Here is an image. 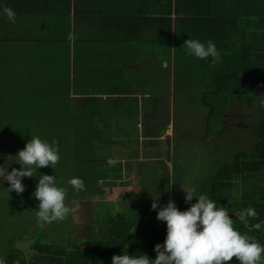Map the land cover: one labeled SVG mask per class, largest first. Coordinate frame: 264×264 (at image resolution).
Instances as JSON below:
<instances>
[{
  "label": "crops",
  "instance_id": "obj_1",
  "mask_svg": "<svg viewBox=\"0 0 264 264\" xmlns=\"http://www.w3.org/2000/svg\"><path fill=\"white\" fill-rule=\"evenodd\" d=\"M18 2L15 23L2 15V99L17 110L15 117L53 128L55 137L65 140L59 144L76 149L75 160L90 161L85 151L110 144L115 154L104 159L107 165L120 163L123 178L113 177L118 173L111 169L103 171L100 181H118L114 188L127 182V172L144 180L128 153L132 134L160 152L166 133L173 136L172 144L184 142L175 128V120L184 115L175 112V74L183 62L177 63L173 48L175 38L189 35L185 19L194 22L191 36H221L223 49H234L226 55L219 51L218 68H245L250 54L264 53V0H12ZM213 20L221 22L219 30ZM199 22L209 24L201 30ZM230 53L235 58L226 63ZM194 66V82L206 84L209 77L195 75L206 66ZM180 69L186 76L187 69ZM194 114L203 122L205 112L201 118ZM144 156L141 151L135 157ZM107 187L86 198L111 202L103 197Z\"/></svg>",
  "mask_w": 264,
  "mask_h": 264
},
{
  "label": "trees",
  "instance_id": "obj_2",
  "mask_svg": "<svg viewBox=\"0 0 264 264\" xmlns=\"http://www.w3.org/2000/svg\"><path fill=\"white\" fill-rule=\"evenodd\" d=\"M18 4L19 2L13 4L12 0H6V3L0 0V43L4 37L3 34H6V32L4 33L6 23L2 20V10L4 7L16 8ZM185 21L187 28H193L194 22L191 21L190 17L185 19ZM196 24L202 30L209 23L207 25L203 22ZM220 25L221 22L213 20V28L217 27V30H219ZM189 28L187 29L188 36L174 39V56L177 63L179 62L181 64L183 62L179 66V71L175 74V98L178 100L175 103V112L177 114L182 113L180 108L183 106L187 109L189 115L194 114V110L197 109L196 106L199 103L205 108V118L203 119L205 131L203 133V139L199 142L205 141L204 143L207 144L210 140H213V160H209L208 157L205 159V154L203 156L201 153L193 154L192 151L195 150L193 144L188 146L190 142H183L184 146H188L187 150L189 151L183 153L184 148L181 149L180 146H176L174 151L175 165L179 167V161L187 160V163L183 164L181 168H185V183L189 188L195 189V195L206 194L217 203L218 207H226L229 216L234 220V227L241 234L255 237L261 246H264V53H259L257 57L250 54L245 62L247 65L245 68L237 67L230 69L227 66L218 68V63L215 66L212 65V59L208 62V59H199L195 56H190L185 49L181 48L184 42L190 38L200 40V38L190 35L192 31ZM221 38V36H215L211 39L215 45L217 44L215 41H218L220 46L217 50L222 51L221 54H227L228 51L232 52L234 49L230 46L223 49L226 45L220 43V41H223ZM200 41L206 44L208 39L201 38ZM165 50L167 51V49ZM162 58L163 56L158 60L161 61ZM168 58L170 60V55H168ZM234 58V54L230 53L226 57V63ZM206 63L209 65L208 68ZM194 65L206 66L207 69L195 74L196 76L202 74L209 77L206 84H199L201 86H197L198 84L194 82L192 73L196 72L192 70L198 69ZM180 68L187 69L186 76L182 74L181 70L183 69ZM178 75L180 78H177ZM198 95L200 98H197ZM240 105H243L245 109L249 110L248 114L243 111V108L242 110L237 109ZM11 106L12 104L8 105L0 95V167H3L9 172L13 168H22L18 164V158L16 157L21 149L18 144L28 140L23 143L21 149L23 150L31 139H26V132H22L21 129L24 130L31 127V132L26 133V135L39 136L42 140H46L50 144L53 139H56L58 142H65V140L60 141L55 137V134L51 132L48 124L46 125L45 123L42 126L39 123L37 125L36 119L15 117L14 115L17 110ZM236 109L244 117L247 116L246 119L251 124L247 130V138L240 144H237L231 138L234 131L232 124L229 122L230 117L234 116L238 118L235 114ZM96 125L94 123L91 127H96ZM175 128H179L176 120ZM154 136L158 137L159 135ZM227 141L233 144L232 149L231 147L229 149L227 145L222 146ZM216 147L217 150H214ZM207 149H210L209 146ZM75 150L73 148H67L66 145L59 144V155H65L66 160H73L75 158L74 153H77ZM160 153L162 155V152ZM211 153L212 151L208 153V156H211ZM190 160L194 161L190 163ZM197 161H200L202 165L194 167V163H197ZM8 164H10L9 167L7 166ZM62 166V164L50 165L44 169H37L35 173L38 176L44 174L53 175L56 181L61 183L65 181L66 183L72 177L68 180H58V176L69 174L68 171L64 172L60 170ZM57 167L58 169H56ZM31 178L30 180L22 181H31L29 182L30 191H34L35 186L33 184L35 182L33 177ZM115 178L122 179V172L120 171L117 175L115 174ZM164 180L160 182L161 189L167 190V193L160 196L158 192L160 189L155 190L154 195L155 199H158V209L154 210L151 216L146 217L135 212L134 214H130L128 208L123 205L117 210L115 209L116 211L114 213H111L112 209L108 204L109 202L101 200L105 205L108 204L106 214L103 213L104 216L99 215L94 204L91 208V219L85 230L82 229L83 225L77 222L75 214H70L63 221L53 222L51 224H39L34 211L38 208L39 201L33 196L30 199L32 200L30 206L22 204L20 207H17L24 209L29 214L26 217L19 215L17 218L19 221H15L17 226L21 224L25 225L24 237L27 232L29 233L31 245L28 254H25L19 247L24 241V237L18 238L14 234L10 235V238L3 245L4 250L0 251V259H3L6 264H112V257L114 255H122L127 250L129 255L146 254L154 260L157 255L154 251L155 245L163 244L167 236L166 222H161L157 219L159 208L164 207L172 197H175V199L171 200L175 201L181 211H185L191 206L185 202L184 197L181 196L182 199L179 198L178 200L176 199L178 196L171 194L170 175L166 181ZM83 181L86 190L88 188L86 183L88 182ZM117 182L106 179L100 185L113 186ZM140 183L143 187L138 194H143L146 188L145 181L141 179ZM120 184L125 183L120 182ZM70 187L67 189L66 198V204L69 206H74L73 201L77 202L89 195L88 192L90 189L86 193L85 190L77 192ZM101 188L102 186L98 188V192L96 193H102ZM11 192L12 195L15 194L13 198L20 197L15 191ZM5 193V190H0V202L6 197ZM125 195L127 193L122 195V197ZM24 198L26 199L25 196ZM96 201L98 202V199ZM196 202L194 198L191 203L194 204ZM250 205L256 210L258 218L249 217L248 223L244 224L239 221L235 213L248 208ZM28 215L30 216L28 217ZM258 223L261 224L260 229L254 227ZM10 224L9 228H11ZM2 230V226L0 225L1 235ZM230 264H239V262L233 258Z\"/></svg>",
  "mask_w": 264,
  "mask_h": 264
},
{
  "label": "clouds",
  "instance_id": "obj_3",
  "mask_svg": "<svg viewBox=\"0 0 264 264\" xmlns=\"http://www.w3.org/2000/svg\"><path fill=\"white\" fill-rule=\"evenodd\" d=\"M2 14L11 23L16 22V13L10 7H4ZM190 56L199 59L212 58V65L221 62L220 52L215 43L208 40L202 43L198 39H188L182 45ZM21 169L13 168L10 172L0 167V178L11 185L8 190L21 194L25 191L22 183L24 177H33L35 169L55 165L60 160L59 143L53 139L51 144L39 136H31L30 141L16 156ZM68 184L77 192L85 190L84 181L73 177ZM185 202L191 206L181 211L174 200L159 208L157 219L166 222L167 236L163 244H156L157 253L153 260L146 254L129 255L127 250L122 255H114L112 264H230L235 258L239 264H264V246L248 235L241 234L234 227V220L229 216L226 207H218L217 203L206 194L196 196L195 189L185 190ZM39 201L35 211L37 222L41 225L65 220L77 211L75 206L66 204L67 189L57 186L53 175H40L33 193ZM196 203H191L193 199ZM73 205L75 201L72 202ZM158 209V200L153 199L152 210ZM239 221L248 223V218H258L256 210L248 208L235 213ZM256 229L261 224H255ZM135 230V229H134ZM31 245L29 237L19 245L28 254ZM0 264H6L0 259Z\"/></svg>",
  "mask_w": 264,
  "mask_h": 264
},
{
  "label": "rangeland",
  "instance_id": "obj_4",
  "mask_svg": "<svg viewBox=\"0 0 264 264\" xmlns=\"http://www.w3.org/2000/svg\"><path fill=\"white\" fill-rule=\"evenodd\" d=\"M197 98H200L198 95ZM197 110L196 111L199 114V118L202 117V115L205 112V108L198 104L196 106ZM183 106H181L180 111L182 112L181 114H184L177 120L178 124V137L184 138L183 141L190 142L188 146L193 144L195 147V150H193V154H199L201 153L202 156L205 154L204 158L206 159L207 157L209 160H213V140H210L207 144L204 142H199L202 140V134L203 130H205V127H203V122L195 120L192 116V114L189 116L187 109H185ZM237 111V110H236ZM246 114H248L249 110L248 109H243ZM251 111H253L251 109ZM188 115V116H187ZM237 117H230L229 122L233 126V134L231 135V138L236 141L237 144L242 143L245 141L244 139L247 138V130L250 128L251 124L249 123L247 116H243V114L237 115ZM190 117V119H189ZM136 120V119H132ZM196 127V128H193ZM200 127V129H198ZM172 129V128H171ZM202 129V130H201ZM22 132L25 131L27 134L31 132L32 128L28 127L26 129H21ZM60 130V129H59ZM51 132H54V129H51ZM25 133V138L29 139L31 138L32 135H26ZM171 135L173 134V131L170 130L169 132ZM52 134V133H51ZM57 135V134H56ZM17 136V135H16ZM132 140L130 141V146L131 150L128 151V153L131 154L130 160L133 161L135 165H137V169L141 170L144 181H145V193H140L138 194L139 191L142 189V184L140 183V178L141 176L137 175V177H133V173L128 174L129 172L125 173V181H127L125 184H121V186H117L114 188L113 186H108L105 190V194L103 197L106 199H109V206L111 207V213H114L118 208L122 207V205L126 208H128V212L130 214L135 213H140V215L144 216H151V214L154 212L152 210V200H158L155 199V190H159L158 192L160 193V196H163L164 194L167 193V190H162L161 189V183L163 179L164 181L167 180L168 176H171V184H170V192L171 194H175L176 199L179 200V198L186 196V192L183 190H191L189 186L185 183V178H186V173H185V168H181L183 164L187 163V160H181L179 161V167L175 165V159H174V151L176 148V143L174 142L172 144V137H168V134L166 133L165 136L162 138V155L160 153V150L156 146L148 145V143L144 144L141 142L139 136L136 134H132ZM182 138L179 140L181 142ZM213 139V138H212ZM167 140H169L168 146L166 144ZM28 140H25L23 143H25ZM63 141V140H62ZM23 143H19L18 146L22 149ZM204 143V144H203ZM230 149H232L233 144H231L230 141L225 142L224 145ZM174 146V147H173ZM181 149H183V153H187L189 150H187L188 146H184L183 142L180 144ZM209 146L210 149H207ZM102 147V146H101ZM186 148V149H185ZM219 148V147H218ZM20 149V150H21ZM149 149V150H148ZM214 150H217V147L214 148ZM143 151L144 152V157L136 158L135 156L139 155V153ZM212 151L211 156H208V153ZM126 152V151H125ZM86 157H89V154L91 155L90 161L79 159V160H66L65 155L60 156V160L57 163L62 164L63 166L60 168L61 171H68L69 174H62L60 177L58 176V180L61 181L60 179L63 180H68L70 177H80L83 180L87 181V189L85 192L89 190L88 194L89 195H97L98 193V188L100 186V182L103 183V181H100L103 179V171H109L112 169L113 172H120V163L119 165H107V161H105L104 157L109 156L110 154L114 156L115 151L112 149V146L108 144L107 146H103V148H99L96 151H86ZM118 154V153H117ZM194 158V157H193ZM194 160H190V163ZM201 161V160H200ZM200 161H197V163H194V167L197 165H202ZM203 162V161H202ZM10 163V162H7ZM201 163V164H200ZM192 165V164H191ZM8 167L10 164L7 165ZM193 166V165H192ZM205 166V165H204ZM21 169V168H18ZM44 169V168H43ZM58 169V167L56 168ZM182 169V170H181ZM119 171V172H118ZM176 171H177V176H176ZM37 172V169H35L34 173ZM33 173V180L35 186V189L37 187V184L39 182L40 176L35 173ZM113 177H115V174H112ZM167 177V178H166ZM32 178H26L24 177L23 180H30ZM29 182L31 181H22V183L25 186V191L20 195L18 198H13L12 192L8 190V188L11 187L10 183L3 178H0V190H5V196L4 200H2L0 203V225L2 226V235L0 233V251L4 250V244L7 241L8 238H10V235H16L18 238L24 237L25 233V225L21 224L17 226V223L19 220H17L19 215H22L24 217L29 214V212H26L24 209H20L17 207H20L22 204H27L28 206L31 205L32 200H30L33 197L34 191H30V185ZM58 182V181H57ZM68 182V181H67ZM65 183V181L58 182L59 187H64L68 189L70 185L68 183ZM165 184V183H164ZM118 185V184H116ZM71 188V187H70ZM159 188V189H158ZM162 190V191H161ZM133 191V192H132ZM161 191V192H160ZM96 193V194H95ZM124 193H127L124 197ZM26 197V199L24 198ZM122 197V198H121ZM121 198V199H120ZM98 199V197L94 198H85L84 201H75L74 206L77 208V211L75 212V216L80 222L83 227L82 229H86L88 227V223L91 219V208L92 206H96V211L99 213V215L104 216L106 214V210L108 208V204L105 205L100 199H98V202L96 203L95 200ZM175 199V197H173ZM182 199V198H181ZM160 200V199H159ZM171 200V199H170ZM20 204V205H18ZM116 209V210H115ZM30 215H28L29 217ZM149 219V218H148ZM14 221V222H13ZM16 221V222H15ZM9 223L10 227L9 228ZM14 223V224H13ZM54 231V230H53ZM24 234V235H23ZM26 236L30 238L29 233H26Z\"/></svg>",
  "mask_w": 264,
  "mask_h": 264
},
{
  "label": "flooded vegetation",
  "instance_id": "obj_5",
  "mask_svg": "<svg viewBox=\"0 0 264 264\" xmlns=\"http://www.w3.org/2000/svg\"><path fill=\"white\" fill-rule=\"evenodd\" d=\"M171 199H173V197Z\"/></svg>",
  "mask_w": 264,
  "mask_h": 264
}]
</instances>
